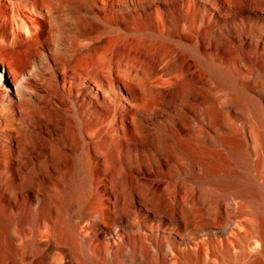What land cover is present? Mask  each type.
Segmentation results:
<instances>
[{"label": "bare ground", "instance_id": "obj_1", "mask_svg": "<svg viewBox=\"0 0 264 264\" xmlns=\"http://www.w3.org/2000/svg\"><path fill=\"white\" fill-rule=\"evenodd\" d=\"M240 12L251 18L240 19ZM260 31L264 0H0V190L10 201L23 195L25 205L30 199L38 205L37 214H24L28 225L11 231L14 220L6 214L15 210L0 201V264L17 256L26 264H115L126 245L147 241L156 254L165 246L189 257L194 247L222 259L230 245L254 234L264 250V231L253 225L258 218L264 226V201L255 199L248 178L212 161L219 153L212 132L223 123L225 105L243 111L245 99L264 123V83L254 86L233 46L239 37L258 40ZM197 70L229 91L217 106H205L213 95L196 84ZM250 136L254 151L264 154V132L252 126ZM169 139L204 163L210 183L230 181L219 193L175 184L180 207L196 199L210 223L221 224L219 234L229 230L220 247L190 232L163 242L156 187L127 174L112 200L107 193L110 216L82 214L62 226L51 220L47 209L62 212L73 200L88 201L91 164H129L124 159L138 149L157 164ZM68 150L76 152L78 179L54 195L49 183L59 164H67ZM132 205L148 213L144 220L132 219ZM184 213L179 218L187 219ZM30 249L42 252L38 261L24 255Z\"/></svg>", "mask_w": 264, "mask_h": 264}, {"label": "rangeland", "instance_id": "obj_2", "mask_svg": "<svg viewBox=\"0 0 264 264\" xmlns=\"http://www.w3.org/2000/svg\"><path fill=\"white\" fill-rule=\"evenodd\" d=\"M238 17L242 20L251 18L247 12H240ZM250 25L252 26V24ZM233 46L236 47V51L242 58L240 66L243 67V71L248 70V72L252 73L251 79L254 86H258L260 82L264 83V31H260L258 40L254 42L248 41L246 37L234 39ZM216 58L218 57L216 56ZM188 61L192 63V58L189 56ZM195 76L196 84L198 86L202 84L213 95L212 103H207L205 106H208V104L217 106L222 96L229 92L206 71L197 70L195 71ZM252 90L254 91L255 89ZM253 91L248 90L247 93L257 98ZM243 101L245 103L243 111H235L225 105L226 108L223 110L225 115L222 116L223 123L218 126L217 133L212 132V135L217 138V145L219 143L216 147L219 149V153L213 155L212 161L216 164L230 165L229 167L236 172L240 180L248 178L255 199L260 195L264 201V170L260 167V164H264V154L254 151L250 136V128L252 126H256V129L264 132V123L251 112L248 102L245 99ZM231 121L236 125L234 126ZM193 124L195 125V123ZM195 134V130L188 132L190 137L196 136ZM166 144L168 148L165 154L160 156L157 164H151L146 161L148 160L147 152L145 153V151L139 149L131 151L132 155L124 159V162H129V164H91L90 178L92 180L88 183V201L80 206L76 200H73L69 209H63L62 212L47 209L46 212L51 220L59 226L66 225L68 219L74 222L77 221L82 214L90 217L99 214L110 216L109 210L112 207L110 203H106L107 193L112 191L110 197L112 200L116 195L113 189H115L119 178L127 174L133 176L135 181L146 180L150 185L156 187L158 201L162 208L157 212L155 224L160 229L159 234L163 242L171 235L173 237L177 234L183 237L190 232L196 239L205 240L211 238L220 247L221 241L226 242L229 230H223L219 234L217 231L222 227L221 224L212 225L196 199L186 198V208L180 207L177 200L181 198V193L176 190L175 184L182 182L187 185L211 187L215 192L219 193L230 186V181L224 178L219 182L215 180L214 183H210L204 177L206 170L203 162H197L190 155H186L170 139L166 141ZM67 153V164H59L60 168H58L60 170L54 173L53 179L49 183V190L54 195L60 194L64 187L74 184L76 179H78L77 165L72 164L76 152L68 150ZM157 169H159L158 173L155 172ZM43 191L40 192L41 195ZM22 197L23 195L16 198L15 201H10L11 199L9 200L7 195H4L0 190V201L2 204H11L15 210L14 214H6L8 220H14L11 225V231H17L23 223L24 225L29 224L27 223L28 220L23 222L25 213L33 216L38 212L36 200H27L25 205ZM94 197L96 198L92 199ZM129 210L133 212L129 215L136 221L144 220L148 214L143 212L137 205L130 206ZM182 211H185L184 216H187V219L179 218L178 213H182ZM108 221L109 219L106 218L103 221V225H106ZM261 222L262 220L254 218L253 225L256 230L262 228V231H264V226L260 227ZM77 231L80 234L82 233L80 227L77 228ZM254 235L247 242L240 239L234 245H230L229 256L222 259L212 255L205 248L197 249L192 247L189 251V257H179L171 253L170 249L165 246L156 254L152 247H147L149 241L143 244L142 242H131L119 251L115 264H264V250H262L261 244L257 240L259 236L257 234ZM253 242L255 244L254 247ZM24 255L32 257V260L35 258L38 261L42 252L30 249ZM11 261V257H7L3 262L4 264H26L28 260L17 256L13 263ZM112 261L114 262L113 259Z\"/></svg>", "mask_w": 264, "mask_h": 264}]
</instances>
